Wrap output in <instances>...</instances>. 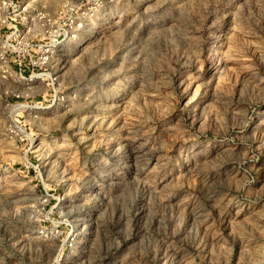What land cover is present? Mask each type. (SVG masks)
<instances>
[{
	"label": "rangeland",
	"instance_id": "obj_1",
	"mask_svg": "<svg viewBox=\"0 0 264 264\" xmlns=\"http://www.w3.org/2000/svg\"><path fill=\"white\" fill-rule=\"evenodd\" d=\"M25 3L76 36L53 102L0 20V264H264V0Z\"/></svg>",
	"mask_w": 264,
	"mask_h": 264
},
{
	"label": "built area",
	"instance_id": "obj_2",
	"mask_svg": "<svg viewBox=\"0 0 264 264\" xmlns=\"http://www.w3.org/2000/svg\"><path fill=\"white\" fill-rule=\"evenodd\" d=\"M1 7L3 17L0 20L8 22V28L13 35L16 37L21 35L23 46L18 52L24 60L29 61L31 66L26 72L25 61L19 59L14 69L6 66L2 71L26 85L27 88L36 87L38 83H45L50 87L52 95L50 99L53 102L65 98L58 74L53 70V62L63 48L64 42L76 36V27L73 25L68 9H62L55 17L42 7L29 8V3H25V0H1ZM30 36H33L36 42H32ZM2 37L0 28V38ZM1 49L0 45V51ZM3 58L0 52L2 61H4Z\"/></svg>",
	"mask_w": 264,
	"mask_h": 264
}]
</instances>
